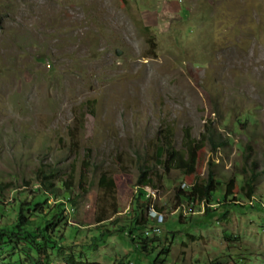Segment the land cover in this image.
<instances>
[{
  "label": "rangeland",
  "instance_id": "obj_1",
  "mask_svg": "<svg viewBox=\"0 0 264 264\" xmlns=\"http://www.w3.org/2000/svg\"><path fill=\"white\" fill-rule=\"evenodd\" d=\"M210 129L227 142L214 148ZM40 169L58 199L74 169L52 264H264V0H0V227L38 198ZM209 173L214 201L177 198ZM20 249L1 244L0 264Z\"/></svg>",
  "mask_w": 264,
  "mask_h": 264
},
{
  "label": "trees",
  "instance_id": "obj_2",
  "mask_svg": "<svg viewBox=\"0 0 264 264\" xmlns=\"http://www.w3.org/2000/svg\"><path fill=\"white\" fill-rule=\"evenodd\" d=\"M170 131L163 135L160 145L157 147L156 158L159 159L160 164H164L165 167H169L174 156V149L172 145V128H168ZM209 141L214 148L221 146L227 141H223L221 137L216 138L213 129H210ZM247 145L245 150L249 149ZM167 155L166 160L162 159V156ZM245 160H248V153L246 152ZM193 166L188 169L192 170ZM255 165L250 169V175L246 179L243 186H241V195L251 200L253 193V183L258 177L259 173L254 171ZM151 168L144 164L139 166L138 175L135 185L138 187L139 195L144 196V187L153 186V181L150 174ZM40 183L43 185V189H39L38 198L29 201L19 199L18 207L15 209V219L9 224L0 227V246L1 244L10 245L12 247L21 248V256L23 259H16L19 264H52L51 251L55 249H62L59 241L61 240V234H58L59 227L67 219V213L65 209V203L73 201L70 198V191L72 187L73 172L74 169L68 174V179L61 180L64 186L62 197L58 199L60 188L57 187L54 174L50 171L40 169ZM99 185L108 191L113 190L115 187L112 178L102 173L99 178ZM220 182L216 180L211 173L208 174L204 180L195 181L188 187H183L177 192V198L184 200L186 203H193V201H205L211 203L214 201V193L217 190ZM6 188V184L0 183V192ZM54 197L53 205L49 207L48 199ZM238 207L243 206L245 210L254 208L255 205L251 204L242 205L240 203H234ZM233 205V203H228ZM258 207L261 203L257 204ZM100 221V219L98 220ZM141 226L143 221L138 220L137 217L131 218L130 225ZM130 242L135 245L137 250L149 254L151 251L148 248L149 241L146 239L136 240L134 237L127 236ZM162 254H167V250H162ZM62 264H100L97 261L81 260L77 259L74 255H65L62 259ZM122 264V263H120Z\"/></svg>",
  "mask_w": 264,
  "mask_h": 264
},
{
  "label": "built area",
  "instance_id": "obj_3",
  "mask_svg": "<svg viewBox=\"0 0 264 264\" xmlns=\"http://www.w3.org/2000/svg\"><path fill=\"white\" fill-rule=\"evenodd\" d=\"M183 186L186 187V186H188V185L185 184V183H183ZM146 195L149 196V190H148V192L146 193ZM149 211H150V209H149ZM155 227H156V226H155Z\"/></svg>",
  "mask_w": 264,
  "mask_h": 264
}]
</instances>
